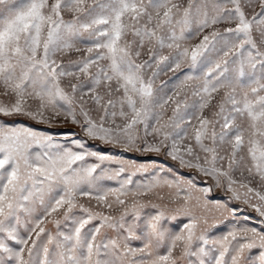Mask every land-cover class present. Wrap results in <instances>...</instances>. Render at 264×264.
I'll return each instance as SVG.
<instances>
[{
	"label": "snow or ice",
	"instance_id": "obj_1",
	"mask_svg": "<svg viewBox=\"0 0 264 264\" xmlns=\"http://www.w3.org/2000/svg\"><path fill=\"white\" fill-rule=\"evenodd\" d=\"M0 264H264V0H0Z\"/></svg>",
	"mask_w": 264,
	"mask_h": 264
}]
</instances>
